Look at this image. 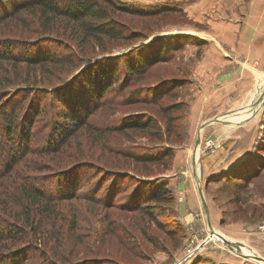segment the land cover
I'll return each mask as SVG.
<instances>
[{"label": "rangeland", "instance_id": "obj_1", "mask_svg": "<svg viewBox=\"0 0 264 264\" xmlns=\"http://www.w3.org/2000/svg\"><path fill=\"white\" fill-rule=\"evenodd\" d=\"M117 1L159 10L145 15L112 10L110 16L123 23L134 36L105 41L109 46L103 52L97 45L93 46L90 60L79 57L73 44L67 51L65 40L50 38L49 50L62 57L56 64L0 65V80L8 81L0 89V106L5 104L4 109L11 113L15 105L6 102V97L31 89V94L38 93L41 97L38 101L42 108L40 114L30 119L32 139L26 148L2 134L5 128L0 118V168L14 157L12 166L0 174V217L12 229L19 225L22 207L14 194H19L23 185H29L30 177L55 181L60 177L58 174L80 168V176L73 179L77 181V197L53 199L57 205L55 217L44 218L39 224L44 235L42 241L35 238L38 234L29 233L28 221L27 225L23 223L24 230L29 229L24 235H18L14 241L0 239V255L19 246V250L27 251L20 264H264L233 253L210 235L191 173V151L197 129L205 119L218 116L222 121L203 128L200 148L195 153L213 229L238 243L243 253L264 257V238L259 233L264 224V104L251 115L264 89V68L253 73L249 88L237 101L215 108L206 105L200 102L203 92L194 77L199 62L204 60L203 52L214 46L210 35L217 11L212 0ZM24 18L28 20L17 29L10 28L13 18L3 20L6 29L3 34L0 31V39L13 35L6 33L11 30L17 33L11 38L21 40L17 37L23 35L33 45L34 19ZM154 39L157 40L148 44ZM161 48L170 58L135 74H129V69L124 67L125 59H132L131 64L138 57L150 58ZM32 51L37 54L40 49L35 46ZM71 52L73 56L69 57ZM104 57L114 60L113 65L116 63L117 69L111 68L107 78H116L112 89L120 87L118 92L113 94L108 88L104 93L113 95L106 101L107 95L101 97V104L92 105L88 119H80V128L64 142L58 141L56 148L44 147L50 131L51 108L55 112L60 109L61 100L53 91L65 83H73L78 69L85 75L87 68L98 67L95 63ZM33 99L26 95L17 105L18 118L33 105ZM173 102L179 109L164 116L162 108ZM139 118L150 119L159 128L160 139L139 130L108 131L111 123ZM20 119L16 122L19 125ZM24 123L27 126V120ZM64 123L69 125L67 121ZM18 135L12 137L17 139ZM9 149L13 151L11 156L7 153ZM168 149L170 157L155 163L138 162L128 155L158 154ZM249 158L243 164L253 167L252 172H228L237 171L239 167H234ZM92 168L119 176L111 200L114 202L91 201L92 197L85 194L91 182L81 184L84 180L81 177ZM87 179L94 178L88 175ZM52 185L38 183L42 190L58 194L59 189ZM156 185L167 189V202H152L155 197L152 187ZM13 214L19 222L12 218ZM37 220L38 216L34 217L31 227H36ZM206 237L210 239L199 251L186 256Z\"/></svg>", "mask_w": 264, "mask_h": 264}, {"label": "trees", "instance_id": "obj_2", "mask_svg": "<svg viewBox=\"0 0 264 264\" xmlns=\"http://www.w3.org/2000/svg\"><path fill=\"white\" fill-rule=\"evenodd\" d=\"M112 10L125 11L137 15H145L150 12H156L155 10L159 9L154 7L142 8L137 5L127 4L117 0H0V24L5 22L3 20L13 18L10 28L13 27L14 29H17L19 25L28 20L24 18L25 16H28L29 19L30 17L34 19L33 32L36 33V38H33L35 39V42L33 45H31L29 42H27L28 37H24L23 35L21 37L18 35L17 38H20L21 40H17L11 38L15 37L17 33L11 30L6 32L7 34L12 33L13 35H10L4 39H0V65L10 63L11 65L16 66V63H22L25 66L30 67L37 65L41 66L44 63L51 65L56 64V62L59 61L58 59L62 57L56 56L55 52L49 50L52 43L50 38L65 40L64 45L66 46L65 50L67 51L71 50V46L69 45L73 44L79 57H87L88 60H90L89 55L92 53L89 52H93V46L97 45L100 48L99 50L103 52L108 48L107 46H109L106 45L107 43H105V41H113L124 38L131 39L134 36L133 32L128 31V28L125 27L123 23L110 16V12ZM3 24L4 25L0 27L2 34L6 29V24ZM156 40L157 39H154L148 44L155 42ZM16 41H21L23 43ZM35 46L40 49L37 54L32 51L34 50ZM169 48L172 50L170 46ZM162 49L163 48H161L159 52H153L154 55H152L150 58L144 59L138 57V60L131 64L130 62L132 59L131 61L125 59L124 67L126 65V68L129 69V74H135L139 70H145V68L153 65L156 62L167 60L170 58V56L163 54ZM138 52L136 55H138ZM73 53L72 55L70 54L68 56H73ZM99 61H96L99 63H95L99 66L96 67L94 65L87 68L85 75L84 72H81L82 69H78L79 72L76 73V77L72 79L73 83H65L61 87L58 86L57 89L53 91L54 96L61 100L60 109L55 112L54 108H51L50 131L46 137V143L44 147L47 146V148H56V143L58 141H61V143L64 142L70 136V134L74 132V130L81 127L80 119H84L85 121L88 119L89 108L92 107V105L94 107V105L96 106L101 104V97L107 95V93L104 92L108 88L112 89L113 84L116 85V78H107V72H109L111 68L114 69V71L117 69L116 63L113 65L114 60H111L109 57H104L99 59ZM101 63L103 64L102 66ZM84 78L86 79L84 80ZM25 79L26 78H23V81H26ZM5 82L6 81L3 79L0 80V89L5 86V84H8V81L6 83ZM105 82H108L109 84H104ZM119 88L120 87L113 88V94L117 93ZM31 92V89H26L25 91L14 94L11 98L8 96L6 97V102H12L15 105V107L13 105L14 108L11 113L4 109L5 104L0 106V118L5 128L2 134L11 140H14L16 144H18L20 147L23 146V148H26L32 139L29 126V124H31L30 119H33L34 116L40 114V111L42 110L38 101L41 97H38V93L31 94ZM26 95H30L34 98L32 100L33 105L22 113V117L18 118V115L16 114L17 105L23 101V98ZM111 96L107 95L105 101ZM176 104L177 103L173 102L171 106L162 108L163 115L169 116V111L174 109L178 110L179 107H177ZM172 118V120H175V117ZM17 119L21 120H19L20 125L16 123L18 121ZM56 119L60 120L61 122L56 121ZM25 120H27V126L24 123ZM64 121H67L70 126L66 125ZM108 128V131L115 132H122L123 129L144 131L149 135L160 139V137H158V134H160L159 128H157L150 119L146 118H139L135 120L128 119V121H125L124 123H111ZM154 128L157 129L154 130ZM17 130L19 132H16ZM15 133H20V135L17 136V139L16 137L13 138L14 136L12 137V135H15ZM29 150L30 149L27 151ZM170 151L171 150L168 149L167 151L158 154L142 153L141 155H136L130 153L128 155L138 162L155 163L164 157H166L165 159H168V157L171 155ZM7 153L9 156H11L13 151L11 152L9 149L7 150ZM13 159L14 157H12L10 163H6L3 168H0V174L3 172L5 173L8 168L12 166ZM249 160L250 158L237 164L234 167H239L237 171H231L229 169L230 171L228 170V172L231 174L238 173L240 170L242 174L245 170L247 172H252L253 167L243 164ZM79 170V167H74L67 173L58 174L60 177L55 179V181L51 179H37L34 176L30 177V182L28 183L29 185H23L20 188L19 194H14L16 200L19 199L22 207L20 212L21 218L19 219L20 222L18 221L17 215H12V218L16 219L19 222V225L13 227L14 229H12V227H9L6 219L0 217V239L12 238L11 240L14 241V238H19L18 235L22 236L30 229L29 233L33 236L34 234H38L35 236V238L41 242L44 235L43 232L39 230L40 222L44 218L48 219L50 217H55L56 214L57 205L53 199L58 200L71 196L77 197L75 195L77 193V181H74L73 179H77L80 176V173H78L80 172ZM88 172V175H91L94 179H87L88 175L82 176L81 179L84 180L81 184L85 183V181L86 183L91 182L90 184L88 183L85 192L88 197H92L90 200L98 201L102 199L104 204H107L108 202H114V200H111L113 199V192H115L118 187L117 179H120L119 176L107 174L98 169L94 170L93 168ZM239 180L246 182L245 179ZM39 182L53 184L52 186L55 188V190L59 189L57 190L59 191L58 194H52L47 190H42L40 186H38ZM90 185L92 186L89 187ZM157 186L158 185H156L155 188L152 187V189H155V197L151 199L152 202H167V189H165L163 185ZM149 212H151V210ZM150 215L151 218H153L152 213H150ZM9 216H11L10 213ZM37 216L38 220L35 221L37 224L36 227H31V221H34V217ZM28 221L29 229L25 231L23 223L27 225ZM18 247L19 246L13 248V251L8 250L7 252L1 254L0 264H20L21 260L27 256V251H24L26 250L25 248L19 250Z\"/></svg>", "mask_w": 264, "mask_h": 264}, {"label": "crops", "instance_id": "obj_3", "mask_svg": "<svg viewBox=\"0 0 264 264\" xmlns=\"http://www.w3.org/2000/svg\"><path fill=\"white\" fill-rule=\"evenodd\" d=\"M212 2L214 46L203 52L194 80L203 92L200 102L215 108L242 97L253 73L264 68V0Z\"/></svg>", "mask_w": 264, "mask_h": 264}, {"label": "water", "instance_id": "obj_4", "mask_svg": "<svg viewBox=\"0 0 264 264\" xmlns=\"http://www.w3.org/2000/svg\"><path fill=\"white\" fill-rule=\"evenodd\" d=\"M263 104H264V89L262 90V92L258 96L257 101L255 103V105H257V107H256L255 111H253L251 113V115H253ZM251 115H249V116H251ZM216 121H222V120L219 119L218 116H215V117H211V118L205 119L199 125V127L197 129L196 137H195V140H194V143H193L192 151H191V173H192V176L194 177L195 184H196V187H197V193H198L199 201H200V204H201V208H202V212H203V219H204L205 225L209 229L210 235L215 237V239L220 241L225 247H227L233 253L241 255L244 258L252 257L253 259H255L257 261H261V262L264 263V257L259 256V255L248 256V255H246L245 253H243L240 250L238 243H236L234 241L227 240V239L217 235L214 232L213 222L211 221L210 212H209V209H208L207 201H206L205 194H204V189H203V186H202V181H201L200 175L197 172V168H196V166L198 164V157L195 158V153L197 151H199V148H200L201 135H202L203 128L206 125H208L209 123L216 122ZM209 239H210V237H206L203 241L200 242V244H198L190 252H188V254L186 256H188L191 253H193L194 251L198 250Z\"/></svg>", "mask_w": 264, "mask_h": 264}, {"label": "bare ground", "instance_id": "obj_5", "mask_svg": "<svg viewBox=\"0 0 264 264\" xmlns=\"http://www.w3.org/2000/svg\"><path fill=\"white\" fill-rule=\"evenodd\" d=\"M256 107H257V105L254 107L255 109H256ZM227 115V114H226ZM222 120V119H221ZM215 232V231H214ZM216 233V232H215ZM217 235H219L218 233H216ZM222 234H220L219 236H221ZM221 237H223V238H225L224 237V235L223 236H221ZM225 239H227V240H229L228 238H225ZM231 241V240H230ZM240 248V247H239ZM246 255H248V256H254V255H250V254H246ZM256 255V254H255ZM241 256V255H240ZM260 256V255H259ZM247 259H251V260H255V259H253L252 257H248ZM256 261V260H255ZM257 262H261V261H257Z\"/></svg>", "mask_w": 264, "mask_h": 264}, {"label": "built area", "instance_id": "obj_6", "mask_svg": "<svg viewBox=\"0 0 264 264\" xmlns=\"http://www.w3.org/2000/svg\"><path fill=\"white\" fill-rule=\"evenodd\" d=\"M260 229H261V231L259 232L260 233V236L262 237V238H264V224H262L261 226H260ZM192 250V249H191ZM190 250V251H191ZM189 251V252H190Z\"/></svg>", "mask_w": 264, "mask_h": 264}]
</instances>
